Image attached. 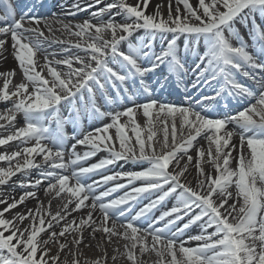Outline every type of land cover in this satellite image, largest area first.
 I'll return each instance as SVG.
<instances>
[{
    "label": "snow or ice",
    "instance_id": "6c2138e0",
    "mask_svg": "<svg viewBox=\"0 0 264 264\" xmlns=\"http://www.w3.org/2000/svg\"><path fill=\"white\" fill-rule=\"evenodd\" d=\"M99 2L96 0L97 4ZM148 3L149 0H137L133 6L127 0H116V3L93 12L91 19L81 23L73 25L57 20L69 36L77 37L74 43L71 40L58 42L68 43L85 55L72 56L65 48L60 53L51 54L61 55L63 59L49 60L45 54L44 62L38 64L35 57L38 52H44L47 41L40 25L51 32L50 22L23 11L16 18L12 0H0V36L4 37L0 38V50L5 49L10 34L15 59L27 81L9 91L8 78L14 76L15 69L0 72V76L5 77L0 102L13 101L12 107L0 115V119L11 125L17 113L24 118L23 126L0 137V146L14 140H20L22 144L35 141L22 152L0 154V161L9 163V167L0 168V186L21 173L22 179L17 181V186L25 189L19 199L12 198L10 203L8 197L0 199V204L6 205L0 209V264H49L50 261L57 264L59 256L50 255V242L67 232L76 231L81 233L80 239L75 241L79 244L83 239V227L97 224L93 218L97 210L102 213L103 231L109 237L120 235L130 242L124 248L131 264H138L135 251L138 246L141 253L149 250L148 235L152 240L151 250L159 258L156 264H264V75H257V70L264 73V59L258 60L247 50V44L236 27L239 24L248 28L251 22L249 35L254 41L264 42V29L257 23V16L264 21V0H197L195 7L189 0H176V15H172L169 7L167 19L162 17L159 5L155 13L146 14ZM181 4L185 9L183 16ZM92 6L81 8L75 4L76 12L69 14L74 16ZM113 8H119L125 15L123 22H118L115 15L103 19V14ZM93 19L97 22L93 23ZM25 23L35 26L25 27ZM138 30L147 34V43L143 39L136 44L128 42ZM106 33L110 34L107 39ZM157 34H171L166 46L158 52L153 45ZM178 37L184 38L183 53L177 44ZM122 42H128L126 50L121 49ZM259 55L264 57V43ZM59 65L66 66L67 72L58 71ZM162 66L169 75L176 76L178 83L191 71L195 76L192 88L206 86L215 95L201 96L195 102L188 99L187 104L152 98L145 77ZM45 68L51 80L42 74ZM238 74L254 84L240 82ZM129 82H132L131 91ZM109 89L114 90L115 97L108 94ZM97 92L109 105H119L123 100L121 110L101 111L96 104ZM141 96L146 99L138 102ZM217 98H232L239 104L248 101V106L234 114L213 118L208 114L206 101H217ZM77 101L85 114L97 118L110 116L111 120L82 132V138L76 139L71 146L70 158L65 161L66 137L62 121L54 115L57 122L54 132L47 114L48 110L55 114L63 102L71 105V110L79 116ZM137 114L145 117L143 129ZM121 117H127L126 123H120ZM160 117L164 119L160 120ZM177 121L181 134L179 142L176 139ZM156 122L163 124L164 132L159 150L154 140ZM229 124L235 127L229 130ZM2 127L5 125H0ZM129 128L133 136L128 135L126 129ZM110 129L115 130V137L109 133ZM144 131L148 133L146 138L142 135ZM199 137L205 139L207 147L196 148V156L187 155L184 160L181 154L195 148ZM45 140L49 143H43ZM77 145L85 146L87 150L81 154L76 151ZM101 151L108 155L88 166H81ZM22 153L24 163L11 166V161ZM36 156H41L42 161L37 163ZM118 161L145 166L139 170L112 171L110 175H101L99 180L86 182L93 174L110 171L109 166ZM193 161L198 173L195 184L184 179ZM205 165H208L207 169ZM70 167L74 169L71 176L65 174ZM31 170H38V178L30 176ZM120 180L125 183L116 182L113 187L96 194L100 185ZM45 181L46 192H55L56 197L62 193L68 196V202L61 210L53 214L38 206L35 211L29 209L27 213L5 218V213L27 198L35 197V192L27 191L28 188L35 189ZM232 185L235 192L229 190ZM120 189L129 190L123 196L105 202V198ZM143 199L149 202L127 220L122 233L115 231V223L107 227L110 216L124 218L132 204ZM169 199L175 202L146 229L137 226L141 218L151 219L148 214ZM72 204L71 211L87 209L85 217L78 223L68 220ZM185 218L187 222H183ZM25 219L32 223L21 227ZM61 221H64L63 225ZM160 222H165L163 227H155ZM193 225L199 227V234L184 239ZM56 226H60L59 233L53 230ZM97 230L98 227H93V233ZM45 232L49 233L47 239L41 236ZM191 241L197 242L196 245L186 246ZM65 247L60 244L61 250ZM72 264H78V261L73 259ZM92 264L103 262L97 259Z\"/></svg>",
    "mask_w": 264,
    "mask_h": 264
},
{
    "label": "bare ground",
    "instance_id": "6f19581e",
    "mask_svg": "<svg viewBox=\"0 0 264 264\" xmlns=\"http://www.w3.org/2000/svg\"><path fill=\"white\" fill-rule=\"evenodd\" d=\"M56 0H49L48 1V6L51 7L54 5L53 9H48L46 7L45 9L46 12L48 13L47 16H41L45 19H47L50 22V25L52 27V31L49 32L47 28L44 27L43 24L40 25V27L44 31V36L47 37V41L44 43V52H38L37 56L35 57L36 61L38 64H42L44 62V55L48 54V59L49 60H59L63 59L64 57L61 55H51L52 52H54L55 49H63V48H68L69 47V54L72 56L75 55H81L84 56L85 53L81 50L71 48L68 43H59L58 41H69L71 40L73 43L77 40V37L75 36H69V34L63 30L62 24L57 23V20L63 21L64 23H70V24H77L83 22L85 19H91L92 18V13L90 10L93 9V11H98L100 8H104L107 4L111 3H116V0H100L99 4L96 3V0H61L59 1V4L55 5ZM39 0H25V1H20V5L22 6V10L29 11L30 9H35L40 3H38ZM189 2L193 5V7L196 6L197 0H189ZM127 3L131 5H136L137 0H127ZM79 4L81 8H84L87 5H93L92 7L88 8L87 11H79L77 12L76 15H70V12H76V9L73 7V5ZM157 5L160 6V13L163 18L167 19L168 13H169V7H171L172 15H176V8H177V3L176 0H149L147 9H146V14H153L157 10ZM180 7V12L181 15L183 16L185 14V9L183 5H179ZM29 9V10H27ZM32 14V13H30ZM110 14L115 15V19L118 22H123L125 20V15L122 13V11L119 8H113L110 13L105 12L103 14V19L108 20L110 17ZM19 18V17H18ZM97 22L95 19H93V23ZM257 23L261 25V29H264V21L261 20L259 16H257ZM35 25H30L25 23V27H34ZM240 32L241 35L243 36L244 40L245 38H250L251 36L249 35V31L251 29V22H249V27L245 28L242 25H237L236 26ZM108 33L105 34V38H109ZM147 34L144 32V30H138L137 32L133 33L131 37H129L128 42H131L133 44H136L140 40H144L145 43H147L146 39ZM0 38H4L3 36H0ZM171 39V34H168L167 36H160L157 34L153 38V45L155 50L158 52L160 49L164 46H166L167 40ZM52 41H57V42H52ZM51 42V43H50ZM128 42H122L121 43V49L126 50ZM235 44L236 42L233 41ZM262 43L260 41V46L261 48ZM65 44H68V46H65ZM177 44L180 47L184 45V38L183 37H178L177 39ZM248 45H247V50H248ZM249 51V50H248ZM250 52V51H249ZM190 57L191 54H190ZM192 60V58H191ZM12 69H15V74L13 77L8 78L10 80L9 83V91H14L15 90V85L21 83V82H27L24 80L23 74L21 72V68L18 65L17 60L15 59L14 55V49L12 48L11 44V38L10 34L7 38V44L5 46V49L0 50V72H7ZM40 68H37V71H39ZM57 70L61 72H67V67L64 65H59L57 66ZM43 75L46 76L49 80H51V77L47 75V68L44 69L42 72ZM260 74V71L257 70V75ZM261 75V74H260ZM241 82L252 86L254 83L251 82L250 80L246 78L240 77ZM4 76H0V89L3 88L4 85ZM170 83V81H169ZM139 87V85H136ZM31 87V85H30ZM144 99H146L145 96H141L138 99V102H143ZM168 102V101H164ZM170 102H173L170 101ZM252 103H255V100L251 101ZM12 100H9L7 102H0V115H3L12 107ZM123 106V103H119V105L111 106L106 108L108 112H114V111H119L121 110V107ZM248 103L244 104L243 107H247ZM242 107V108H243ZM241 108V109H242ZM240 109V110H241ZM21 114V113H19ZM137 120L141 126V128H144L145 125V117L142 114H137ZM155 119V118H154ZM164 117H160V120H163ZM111 117H99L97 120V124L92 126L89 129H82L78 133V139L82 138L81 133L84 131H90L95 127H99L101 122L103 123H108L110 122ZM24 121V119L20 118L19 116H16V120L9 125L6 120L0 119V125H5V127L0 128V137L7 136L8 134H12L15 132L16 128L20 127L21 123ZM127 117H121L120 123H126ZM78 127V126H77ZM235 126L233 124L228 125V129L231 130ZM128 131L129 136H133V133L129 129H126ZM156 132V136L154 137V140L156 141V148L159 150L161 147V144L163 142V124L156 122L154 124V129ZM68 132H64L66 134ZM109 133L115 137V130L110 129ZM186 134V133H185ZM142 135L146 138L148 133L146 131L142 132ZM177 142L181 140V134H180V128H179V121H177ZM134 140V137H133ZM35 143H29V144H22L20 140H14L11 142H8L6 145L0 146V154H6L10 155L13 151H21L24 147H31ZM169 143L171 144V121L169 120ZM69 143L65 144V149H70V146L68 145ZM196 147L192 148L189 150L187 154H181L184 157V160H187V155H191L193 157L196 156V148L200 146H205L206 141L203 137H199L197 141L195 142ZM118 142H117V147H118ZM87 150L85 146H80L77 145L76 151L79 153H82L83 151ZM104 152V151H101ZM107 153V152H106ZM100 157L99 159H101ZM24 155L23 153L21 154L20 157H17L11 161V166L15 167L17 163L23 164L24 163ZM35 160L37 163L42 161L41 156H36ZM65 161L67 159L65 158ZM195 164V161L192 162V165L189 166L186 176L184 179L188 181H192L193 184H195V178L197 176V170L193 166ZM111 166L110 171H107L109 175L111 174L112 171H117L120 169V166ZM145 165L137 164L135 162H128V167L131 170H139L141 167H144ZM9 167V163L7 161H0V168H7ZM206 169L208 165H205ZM233 167H235V164H233ZM71 171L72 169L69 168L65 174L71 176ZM102 173L96 174L100 177ZM30 176L32 178H38V170H31L30 171ZM22 179L21 173H17L15 176H13L8 183L5 185L0 186V199H3L5 197H8V202L10 203L12 201V198L19 199V197L23 194V191L25 189H22L17 186V181ZM93 181L91 178H88L86 182L90 183ZM120 181H115V182H109L106 185H100V187L96 190V194L99 195L101 191L107 190L110 187H113L116 182H121ZM74 181H70V183H73ZM137 186H139L137 184ZM47 187V181L43 182L39 187L32 189L28 188L27 191H34L35 192V197H29L27 198L22 204H19L16 208L11 209L8 213H5V218L11 219L14 215L17 213L24 214L27 213L29 209H32L33 211L36 210L38 206H42L44 209L50 210L53 214H55L56 211L61 210L63 208V205L68 202V196L66 194H61L60 197H56L55 192H46L45 188ZM129 189H120L116 193H112L110 197L105 198V202L107 199H115L118 198L119 196H123L125 191H128ZM232 192H235V186L232 185L231 188L229 189ZM149 201L147 199H143L142 201L132 204L133 211L131 214L127 217L121 218V219H116L113 216H110L108 222H107V227H111L113 223L116 224L115 231L117 233H122L124 231V228L122 227L127 223V220L131 218V216H134L136 212L140 210V208L143 207L144 204H147ZM175 201L173 199H169L166 202H164L163 206H158L157 209L154 211L152 210L151 213L148 215L151 217L149 220H143L141 218V222L137 223V226L140 227L141 229H146L148 227V224L152 222L156 217L160 216V211H166L168 210L172 204ZM86 203H90V201H86ZM6 205L0 204V209L5 207ZM125 207V206H121ZM71 208H74V204L70 205L69 211L70 215L68 216V220L72 221L75 220L77 223L79 220L83 217H85L87 209H81L79 211H71ZM93 218L97 221V224L89 227V226H84L83 231H82V241L79 244H76L75 241L80 239L81 233L76 232V231H71L65 233V236L63 237H58L57 240L50 242L48 245L50 249V255L56 256L58 254L59 259L57 261V264H72L73 259L78 261V264H92V261H95L97 259H100L103 264H131V261L127 259L126 253H125V244L130 243L129 241H126L123 239L122 236L120 235H113L109 237L104 231L103 227L104 225L101 223L102 221V213H100L98 210L94 213ZM183 222H187V218ZM32 222L30 219H25L22 224L20 225L21 227L30 225ZM64 221H61L60 224L63 225ZM165 222H160L155 225V227H158L160 225H163ZM181 223V222H178ZM93 227H98L99 230H97L95 233H93ZM53 230L57 233L60 231V226H56L53 228ZM175 229H173L174 231ZM199 227L197 225H193L186 233L185 236L183 237L184 239L187 238L188 235H195L199 234ZM7 234V233H6ZM143 234V233H141ZM49 233L45 232L42 233L41 236L44 239L48 238ZM147 243L149 245V250L145 251L143 253L140 252L139 246L137 247L136 251V256H137V261L138 264H156L158 261V257L156 255L155 251L151 250V236H147ZM197 242L191 241L186 246H195ZM60 244H65L66 247L61 250L60 249ZM113 257H116V259H113ZM49 264H52L50 261Z\"/></svg>",
    "mask_w": 264,
    "mask_h": 264
}]
</instances>
